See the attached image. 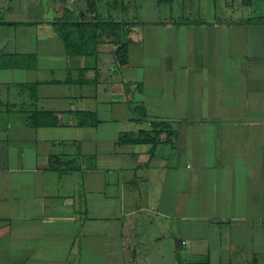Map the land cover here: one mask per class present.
<instances>
[{"label": "crops", "instance_id": "1", "mask_svg": "<svg viewBox=\"0 0 264 264\" xmlns=\"http://www.w3.org/2000/svg\"><path fill=\"white\" fill-rule=\"evenodd\" d=\"M89 1L0 0V264H264V0H148L146 19L147 0H93L130 22L126 65L105 42L70 57L54 32ZM36 110L62 123L36 128ZM153 121L174 126L153 155L120 144Z\"/></svg>", "mask_w": 264, "mask_h": 264}, {"label": "trees", "instance_id": "2", "mask_svg": "<svg viewBox=\"0 0 264 264\" xmlns=\"http://www.w3.org/2000/svg\"><path fill=\"white\" fill-rule=\"evenodd\" d=\"M91 4L92 18H73L68 14V7H65L63 17L54 19L52 22L53 30L57 36L62 40L65 50L70 57L79 58L84 56H96L98 45L105 42L117 46L115 57L117 61L126 65L129 61V38L130 22L101 20L95 12L96 1H89ZM243 6H252L253 0H242ZM84 73V71H82ZM70 80V79H69ZM68 82H72V80ZM83 80V79H82ZM88 81V80H87ZM81 81V82H87ZM59 83V82H56ZM36 86L32 87L36 91ZM129 89V88H128ZM140 121L147 117L146 110L143 106L137 107L135 110ZM77 125L83 126H97L98 119L94 112H78L76 113ZM29 122L34 127H53L60 125L61 116L53 111H34L30 117ZM174 135V126L167 121H153L150 131H141L140 133H125L120 137V144L136 145L144 144L151 146V155H153L155 148L162 142L163 137H166L167 142H171ZM75 161L65 162L58 159L57 167L66 171L68 169L77 168ZM77 164V163H76ZM68 167V168H67ZM178 264H185L184 260L177 254Z\"/></svg>", "mask_w": 264, "mask_h": 264}, {"label": "rangeland", "instance_id": "3", "mask_svg": "<svg viewBox=\"0 0 264 264\" xmlns=\"http://www.w3.org/2000/svg\"><path fill=\"white\" fill-rule=\"evenodd\" d=\"M165 4H163V6H164ZM145 8H144V12L143 13H141V18H143V19H146L147 18V16L149 15V16H151L152 15V12H151V9H152V7H151V4L148 2V0L145 2ZM131 12H132V16H134L133 18H135V17H137V15H136V6H135V9H134V6L133 7H131ZM119 9H116V8H114V9H112L111 10V18L113 19V20H115V16H116V14L117 13H119V11H118ZM134 10V11H133ZM136 15V16H135ZM165 15V11L163 12V16ZM167 15V14H166ZM129 18H132V17H129ZM149 18V17H148ZM220 18V17H219ZM145 254H144V256L146 255V254H149L148 252H144ZM177 254L179 255V256H181V251H178L177 252ZM181 258H182V256H181ZM183 259V258H182ZM138 264H167V261H166V258L163 260V259H158V258H154L152 255H150V257H147V255L145 256V257H141V258H139L138 259ZM237 261H238V258L236 257V255H234L233 254V258H232V263L233 264H237ZM170 264H171V261H170ZM172 264H178V261H177V256H176V258H175V260L173 259V261H172ZM215 264H217L216 262H215Z\"/></svg>", "mask_w": 264, "mask_h": 264}, {"label": "water", "instance_id": "4", "mask_svg": "<svg viewBox=\"0 0 264 264\" xmlns=\"http://www.w3.org/2000/svg\"><path fill=\"white\" fill-rule=\"evenodd\" d=\"M176 245H177V249H179V241L176 239Z\"/></svg>", "mask_w": 264, "mask_h": 264}]
</instances>
